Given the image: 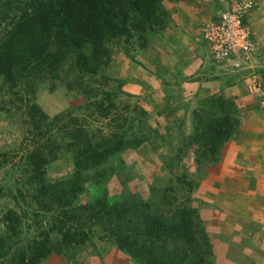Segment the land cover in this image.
<instances>
[{"label": "rangeland", "instance_id": "obj_1", "mask_svg": "<svg viewBox=\"0 0 264 264\" xmlns=\"http://www.w3.org/2000/svg\"><path fill=\"white\" fill-rule=\"evenodd\" d=\"M176 1H163L169 12L167 25ZM238 1L234 0L231 5ZM255 3L244 19L258 8L259 1ZM245 22L252 33L248 19ZM209 23L204 24L202 35L210 50L204 36ZM165 29L149 32L145 47L140 45L138 38L121 37L108 42L109 59L97 74L85 78L96 96L84 94L86 87L81 84L72 57L64 61L56 78L37 76L13 85L0 77V236L6 233L5 213L16 210L22 227L20 236L12 241L14 252L26 248L40 232L50 230L55 216L54 211L47 212L37 203L38 185L32 182L33 169L27 159L29 151L39 147L48 154L49 161L44 168L46 181L69 180L75 171L78 146L71 134L74 126H82L94 142L112 141L116 136L128 139L137 136L143 142L95 167L77 205L104 195L111 201L139 204V209L147 205L152 212L167 216L175 215L182 206L190 207L198 212L210 236L215 254L213 264H219L222 255L232 251L227 236L234 229L250 243L244 251H232L241 257L234 259L235 263L264 264V156L261 165L258 161L254 164L250 163V154L240 150V143L247 141L241 124L221 149L218 162L197 163V146L188 145L198 108L219 115L220 103H224L239 120L246 109L264 110V70L261 71L260 65L263 54L259 50L247 63H218L209 51L214 72L218 69L222 73L216 78L227 75L230 87L239 84V87H246L253 93L257 107L243 103L237 98L239 94H225L224 89L222 93H205L204 97L196 93L197 105L194 106L192 93L169 86L176 91V98L169 95L172 93H164L169 105H163L160 112H156V106L152 109L154 101H145V93L151 91L149 81L162 83L167 80L161 77L167 70L160 52L164 47L155 46L156 37ZM254 76L261 90L255 88ZM161 85L167 86L166 83ZM102 99H108L106 104L112 106L107 118L100 116L94 105ZM32 105L47 115L42 121L40 139L36 137L38 131L32 128L27 112ZM182 109L183 112L179 111ZM145 111L148 113L146 119ZM262 115L258 114L261 118ZM263 126V122L259 124L264 134ZM256 151L254 149L252 154ZM254 170L259 173L257 177ZM100 173L104 176L100 177ZM238 224L240 227L236 228ZM246 229L251 231L250 235L246 234ZM50 235L60 251L53 252L40 264H137L112 238L106 237L100 226L92 225L89 241L75 247L63 246L58 233ZM7 262L0 258V264Z\"/></svg>", "mask_w": 264, "mask_h": 264}, {"label": "trees", "instance_id": "obj_2", "mask_svg": "<svg viewBox=\"0 0 264 264\" xmlns=\"http://www.w3.org/2000/svg\"><path fill=\"white\" fill-rule=\"evenodd\" d=\"M163 1L0 0V77L13 85L37 76L56 78L64 61L72 57L86 87L84 94L96 96L85 78L97 74L109 59L108 42L138 38L142 47L147 46L149 32L167 26L169 12ZM107 100L94 104L105 118L112 107ZM220 106L219 115L204 108L194 113L188 145L197 146L199 164L220 161L221 149L240 126L237 116L224 103ZM27 112L40 139L47 115L36 105ZM144 116H148L146 111ZM71 136L78 146L75 171L69 180L46 181L48 154L39 147L29 151L32 182L38 185L37 203L47 212L54 211L55 216L50 230L40 232L26 248L14 252L12 241L20 236L22 223L16 210H8L4 215L6 233L0 236V258L7 259L6 264H40L60 251L52 243V232L60 234L65 247L83 245L91 237L92 225L100 226L106 237L137 264H213L210 236L193 208L182 206L175 215L167 216L152 212L147 205L139 209V204L111 201L104 195L77 205L95 167L124 149L139 147L143 141L137 136H116L112 141L94 142L82 126H74Z\"/></svg>", "mask_w": 264, "mask_h": 264}, {"label": "crops", "instance_id": "obj_3", "mask_svg": "<svg viewBox=\"0 0 264 264\" xmlns=\"http://www.w3.org/2000/svg\"><path fill=\"white\" fill-rule=\"evenodd\" d=\"M233 1L234 0H178L172 4L171 19H169L170 21L166 29L155 39L156 47L157 44L164 47L163 51L160 47L157 48H160L161 57L168 70H165L166 74L161 76L167 78L166 81L162 82L166 83L167 86L162 87V83H157V81L154 80L149 81L148 89L151 91L147 94L145 93V101L146 99L154 101V107H150L155 109L156 106V112H160L159 110L162 109L163 105H169L164 93H172L173 95H169L173 97V99L176 98L174 95L176 91L171 90L169 86L175 87L177 91L182 90L192 93V104L194 106L197 105L195 103L196 93H202L199 96L204 97L205 93H222V90L224 89L225 94H239L240 97L237 95V98L242 100L243 103L247 102L250 107H257L252 95L253 93H250L246 87H239L241 84L230 87V78L227 77V75H223L221 78H216V76L222 73H219L218 69H215L216 73L214 72L211 60L209 59L210 50L208 45L205 44L202 35L204 24L207 22L218 21L220 11L230 8ZM258 1V8L254 10L247 19L250 22L248 25L253 29V32L251 33L252 38L257 43H260L258 44L260 48L259 53L263 54V58L264 0ZM245 19L244 24L247 27V22H245L247 19ZM260 65L262 66L261 71H263L264 60L260 61ZM212 80L213 82H209ZM150 95L152 98L149 97ZM233 96L236 97V95ZM179 103L182 105V100L179 101ZM175 109L176 108H174V110ZM183 110L184 109L179 111L183 112ZM258 112L263 114L262 116L264 117L263 108H260V110L246 109L242 113L240 124L242 125V131L245 133L244 136L247 141L244 140L240 143V150H244L246 155L250 154V163L255 164L258 161L259 165H261L263 162L262 157L264 156V134L262 133V129H259V124H262V122L264 123V119L262 120L263 117L261 118V116H258ZM262 128L264 130V126ZM261 133L263 136L260 135ZM254 149H257V151L252 154ZM258 175V171L254 170V176L257 177ZM239 227L238 224L236 228ZM245 231L247 235L251 234L249 229H246ZM243 237L244 236H240L237 229H234V232H231L227 236L232 251H244L247 245L249 246L250 243L248 242V239ZM224 238L226 237L224 236ZM262 242L264 245V241ZM232 251L224 253L222 259L220 258L221 262L219 264H237L234 259L238 260L241 257L236 252Z\"/></svg>", "mask_w": 264, "mask_h": 264}, {"label": "built area", "instance_id": "obj_4", "mask_svg": "<svg viewBox=\"0 0 264 264\" xmlns=\"http://www.w3.org/2000/svg\"><path fill=\"white\" fill-rule=\"evenodd\" d=\"M256 5L255 0H240L219 13V20L206 25L204 36L213 59L218 63H244L256 55L260 48L244 24L246 12ZM256 82L255 88L261 90Z\"/></svg>", "mask_w": 264, "mask_h": 264}]
</instances>
